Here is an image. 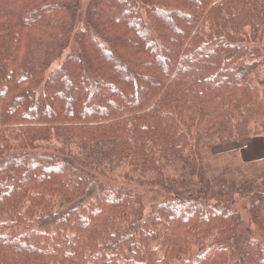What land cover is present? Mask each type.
<instances>
[{
	"label": "trees",
	"instance_id": "16d2710c",
	"mask_svg": "<svg viewBox=\"0 0 264 264\" xmlns=\"http://www.w3.org/2000/svg\"><path fill=\"white\" fill-rule=\"evenodd\" d=\"M262 136L264 0H0V264H264Z\"/></svg>",
	"mask_w": 264,
	"mask_h": 264
},
{
	"label": "rangeland",
	"instance_id": "374dc122",
	"mask_svg": "<svg viewBox=\"0 0 264 264\" xmlns=\"http://www.w3.org/2000/svg\"><path fill=\"white\" fill-rule=\"evenodd\" d=\"M81 28H83V27H81ZM76 47V45L73 43L72 44V48H75ZM56 66L58 65V63L57 64H55ZM253 146V145H252ZM260 146H261V148L262 149H264V142L262 141L261 143H260ZM254 149L253 150H248V151H246V152H244V154H243V159L245 160V161H254V160H256V159H258V160H261V159H259V158H261V156L258 154L260 151H261V149H256V147H253ZM255 151V152H254ZM263 156H264V152H263ZM226 160H228L229 161V159L228 158H219V159H212V160H210V163H209V165H210V171H211V173L214 175V176H216V173L220 170V169H222V168H224V164H229V165H231V163L229 162V163H226ZM232 166V165H231ZM237 168V167H236ZM264 168V163H262V164H260L259 165V169H260V171L262 170ZM258 188L259 189H264V185H263V183H261V185L259 186L258 185ZM245 201H248V200H245ZM241 202V201H240ZM242 204L244 203V202H241ZM242 209V211H243V214L245 215V217H247L248 218V210H249V207L247 206H244V207H242L241 208ZM247 225H248V223H247ZM244 226H246V223H244Z\"/></svg>",
	"mask_w": 264,
	"mask_h": 264
},
{
	"label": "crops",
	"instance_id": "0c3cea01",
	"mask_svg": "<svg viewBox=\"0 0 264 264\" xmlns=\"http://www.w3.org/2000/svg\"><path fill=\"white\" fill-rule=\"evenodd\" d=\"M261 138H263L262 141L264 142V136H262ZM260 143H261V142H258V143L256 144V146H253V147H256V149H261V151L258 153V154L261 156V158H259V159H264V156H263L264 149L261 148ZM253 147L248 148L247 151H248V150H253V149H254ZM254 152H255V151H254ZM256 160H258V159H256Z\"/></svg>",
	"mask_w": 264,
	"mask_h": 264
}]
</instances>
